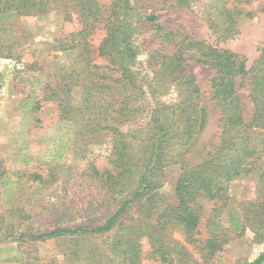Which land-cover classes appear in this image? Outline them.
I'll return each mask as SVG.
<instances>
[{
  "label": "trees",
  "instance_id": "obj_1",
  "mask_svg": "<svg viewBox=\"0 0 264 264\" xmlns=\"http://www.w3.org/2000/svg\"><path fill=\"white\" fill-rule=\"evenodd\" d=\"M196 1L163 2H170L172 8H190ZM241 2L250 0H205L200 16L216 38L237 32V18L242 13L237 4ZM55 6L62 9L65 21L79 22L69 32L70 40L59 44L60 49L84 46V53L75 56L73 66L63 67V78L69 81L61 85L65 93L57 99L59 119L73 124L72 132L81 143L78 149L84 151L82 159L85 147L108 143L111 166L98 168L85 158L80 177L98 187L101 202L88 199L75 210L76 215L63 211L55 217L56 225L51 229H30L26 235L34 240L99 238L104 248L93 247L94 264H140L143 238L151 259L168 264H203L227 243L228 237L226 229L217 231V227L205 238L200 237L201 201H213L211 211L217 217L228 199L223 182L247 174L264 160V47L247 66L244 54L165 27L157 22L154 11L143 12L134 0H112L107 6L97 0H0V15L36 17ZM100 24L104 36L97 53L106 58L104 66L92 63L86 40V35ZM143 30H152L166 46L147 49V71L142 75L137 67L141 49L136 38ZM171 44L174 50L169 52L166 47ZM189 60L214 70L210 88L220 113L217 143L193 166L185 162L189 151L185 146L203 129L207 114L198 103L200 90L194 76L184 71ZM79 62L84 65L78 69ZM161 84L175 86L183 99L176 96L172 104L161 102L159 95L165 90ZM244 84L248 87L247 100L238 94ZM77 87L81 102L73 105L70 92ZM37 108L39 104L35 103L33 109ZM171 163L181 166L174 186L175 200L161 207L157 188ZM29 178L43 179L36 172ZM64 189L66 192V184ZM263 192L241 203L242 219L262 241ZM136 206L140 208L138 215L133 211ZM242 219H237L240 230L244 228ZM171 224L181 227L183 242L168 238L165 229ZM191 249L201 254V263ZM263 262L264 251L248 264Z\"/></svg>",
  "mask_w": 264,
  "mask_h": 264
},
{
  "label": "rangeland",
  "instance_id": "obj_2",
  "mask_svg": "<svg viewBox=\"0 0 264 264\" xmlns=\"http://www.w3.org/2000/svg\"><path fill=\"white\" fill-rule=\"evenodd\" d=\"M111 1L97 0L102 6ZM134 1L143 12L154 11L158 15L157 22L165 27L244 54L247 66L264 47V0L238 3L242 13L237 18V32L225 38H216L201 18L205 0H197L190 8H172L170 2L164 3V0ZM76 21H65L59 6L36 17L13 13L0 15V264H94L93 247L104 248L101 239L96 237L34 240L25 232L51 229L56 225L55 217L59 213L76 215L75 210L88 199L101 202L102 193L98 187L80 177V172L86 160L93 161L98 168L111 166L108 143L85 147L86 160L82 159L80 155L84 151L78 149L81 143L72 132L73 124L59 119L57 99L65 93L61 85L69 81L63 78V67L71 66L75 56L84 53L83 45L73 50H62L59 46L70 40L69 32L79 25ZM101 26L87 34L86 40L92 63L104 66L106 58L97 53V46L104 36ZM136 42L141 49L137 67L143 75L147 71V49L166 45L160 43L152 30H143ZM166 50L172 52L173 45H167ZM83 65L80 63L78 69ZM184 71L194 76L200 90L198 103L207 114L203 129L185 146H189L185 162L193 166L203 159L211 145L217 143L220 113L212 100L210 88L214 70L189 60ZM83 73L86 74L87 70ZM160 86L165 89L159 95L160 101L172 104L179 96L177 89L165 84ZM238 94L247 100L248 87L244 84ZM179 99H183V95ZM70 100L73 105L80 104L79 87L71 90ZM35 103L39 108L33 109ZM263 168L264 160L247 174L223 182L222 185L227 186L228 199L217 217L211 211L213 201H201L200 237L205 238L216 227L217 231L226 229L228 237L227 243L203 264H248L264 251V241L241 216V203L256 199L264 191ZM35 172L42 175L41 182L29 178ZM180 172V164L171 163L165 167L161 186L157 188L161 207L175 200L174 186ZM100 208L102 212L106 211V206ZM137 210H140L138 206L133 211ZM237 219L244 221L243 230L239 229ZM218 223L221 226H216ZM165 232L169 239L183 242L184 232L180 226L168 225ZM141 244L140 264H168L149 258L146 238ZM191 251L197 263H201V254L197 250Z\"/></svg>",
  "mask_w": 264,
  "mask_h": 264
}]
</instances>
